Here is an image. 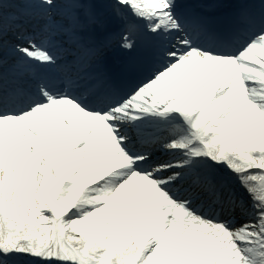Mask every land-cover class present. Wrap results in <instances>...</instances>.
Returning a JSON list of instances; mask_svg holds the SVG:
<instances>
[{
	"label": "snow or ice",
	"instance_id": "1",
	"mask_svg": "<svg viewBox=\"0 0 264 264\" xmlns=\"http://www.w3.org/2000/svg\"><path fill=\"white\" fill-rule=\"evenodd\" d=\"M0 264H264V0H0Z\"/></svg>",
	"mask_w": 264,
	"mask_h": 264
}]
</instances>
